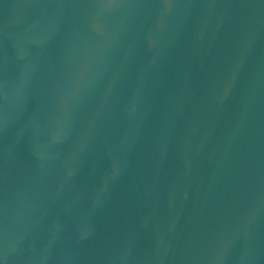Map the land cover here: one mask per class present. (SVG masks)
I'll list each match as a JSON object with an SVG mask.
<instances>
[{
  "label": "water",
  "instance_id": "1",
  "mask_svg": "<svg viewBox=\"0 0 264 264\" xmlns=\"http://www.w3.org/2000/svg\"><path fill=\"white\" fill-rule=\"evenodd\" d=\"M0 264H264V0H0Z\"/></svg>",
  "mask_w": 264,
  "mask_h": 264
}]
</instances>
